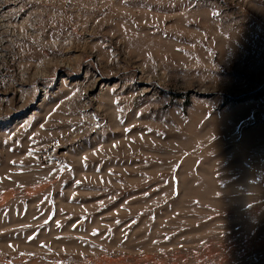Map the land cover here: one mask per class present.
<instances>
[{"label":"rangeland","instance_id":"obj_1","mask_svg":"<svg viewBox=\"0 0 264 264\" xmlns=\"http://www.w3.org/2000/svg\"><path fill=\"white\" fill-rule=\"evenodd\" d=\"M0 264H264V0H0Z\"/></svg>","mask_w":264,"mask_h":264}]
</instances>
